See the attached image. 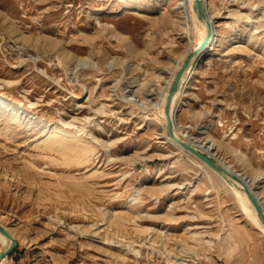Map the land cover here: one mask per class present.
<instances>
[{"label": "rangeland", "instance_id": "rangeland-1", "mask_svg": "<svg viewBox=\"0 0 264 264\" xmlns=\"http://www.w3.org/2000/svg\"><path fill=\"white\" fill-rule=\"evenodd\" d=\"M179 1L0 0L4 264H264L232 188L164 133L163 87L201 22ZM207 8L219 38L175 107L179 135L261 176L264 205V0Z\"/></svg>", "mask_w": 264, "mask_h": 264}, {"label": "bare ground", "instance_id": "bare-ground-1", "mask_svg": "<svg viewBox=\"0 0 264 264\" xmlns=\"http://www.w3.org/2000/svg\"><path fill=\"white\" fill-rule=\"evenodd\" d=\"M202 1L205 4V11H206L207 18L209 19V21L211 22V25H212V33H211L210 37L208 38L206 45L200 46L202 44V40H203V38L206 34V31H207L206 21H205V19H201L200 20L201 22H199L200 24L196 26L198 40L196 42L192 43L191 45H189L188 49L183 54L182 59L176 63L175 67L172 70H170L169 77L167 78V81L165 82V85L163 87V91H162V95H161V101H160V105H159V108L162 111L161 116H162V118L164 120V124H165L166 123V116L164 113V103L166 100L167 88L170 84V81H171L175 71L177 70V68L182 63L183 59L187 56L188 52L189 51H196L198 49L197 53L192 56V58L189 62V65L187 66V68L182 73L181 78H180V85L177 88V90L173 93L172 98H171L170 114H171V117L173 119V131H174L175 135H177L178 137H181V136L179 135V130H178L179 124L177 122L178 116H177V113L175 112V107H177V105L179 104L180 95L186 89V87L190 81L192 72L196 69L197 65H199V63L203 59V53L209 48V46L211 44L217 42V40L219 38V34L217 31V25H218L217 19L209 13L208 8H207V0H202ZM178 3L180 6H182V10L184 12L183 16L185 18H187L189 16L192 17L194 20H197L199 18L197 16V13L193 9V0H181ZM258 17H260V19H262L263 20L262 22L264 23V10H263V13L261 15H259ZM164 127H165L164 128L165 136L175 146H177L180 150L185 151L188 154L192 155L194 158L198 159L202 164L207 165L204 161L199 159L195 154H193L192 152L187 150L185 147L180 145L175 139L169 137L167 132H166V124L164 125ZM181 138H183L184 140L189 141L190 143L194 144L199 149H201L205 153H207L209 156L214 157L221 165H223L227 169V171L224 174H220L215 169L210 167L213 171L218 173L220 175V177L232 188L236 197L242 202V208L244 209V211L247 214L252 215L254 223H256L257 226L260 228V230L264 233L263 222L261 221V219L257 215L256 209H255L253 203L251 202V200L249 199L247 193L243 190L242 183L236 178V177H238V178L242 179V181L247 183V185L249 186L251 191L256 195L257 199L259 200V202L261 203V205L264 209V205L262 204V201H261V199L258 195L257 189H256L259 186V184L253 186L251 183V182H256L261 176L251 178L246 173H243V172L237 170L236 168L232 167L229 163L222 160L219 156H217V154L214 150V143L213 142H208V140H206V139H202V140H198L196 138L191 139V138L185 137V136L181 137ZM227 177L230 178L231 180L227 181ZM0 223L3 224L7 228V230L12 234V232L10 231V229L7 225L2 223L1 221H0ZM6 240L10 241L9 238L6 237L0 231V242L6 241ZM5 259H6L5 257L2 258L0 260V264H4Z\"/></svg>", "mask_w": 264, "mask_h": 264}, {"label": "water", "instance_id": "water-1", "mask_svg": "<svg viewBox=\"0 0 264 264\" xmlns=\"http://www.w3.org/2000/svg\"><path fill=\"white\" fill-rule=\"evenodd\" d=\"M193 9L197 13V16L200 19H205L206 21L207 31L202 40V44L200 45V46H204L206 45V42L212 33V25L209 19L207 18L206 11H205V4L202 0H193ZM197 50L188 52L187 56L183 59L180 66L175 71L170 81V84L167 88L166 100L164 103V113L166 116V123H165L166 132L169 137L175 139L180 145H182L187 150L195 154L199 159L204 161L209 167L215 169L220 174H224L227 171V169L223 165H221L214 157L209 156L207 153H205L203 150L199 149L197 146L190 143L189 141H186L183 138L178 137L177 135H175L173 131V119L170 114L171 98H172L173 93L177 90V88L180 85V78H181L182 73L189 65V62L192 56L197 53ZM236 178L242 183L243 190L247 193L249 199L251 200V202L253 203L256 209L257 215L259 216V218L264 224V209L261 203L257 199L256 195L251 191L247 183H245L244 181H242V179L238 177ZM230 180L231 179L227 177V181H230ZM0 231L10 240L9 243L3 249H0V260H1L2 258L6 257L14 249V247L17 244V239L1 223H0Z\"/></svg>", "mask_w": 264, "mask_h": 264}]
</instances>
